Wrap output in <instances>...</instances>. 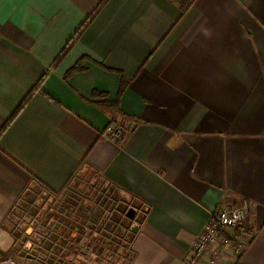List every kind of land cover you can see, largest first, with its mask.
Masks as SVG:
<instances>
[{
    "label": "crops",
    "instance_id": "0c3cea01",
    "mask_svg": "<svg viewBox=\"0 0 264 264\" xmlns=\"http://www.w3.org/2000/svg\"><path fill=\"white\" fill-rule=\"evenodd\" d=\"M2 11L0 264L22 199L78 180L143 214L128 264H264V0H197L185 14L175 0ZM110 126L122 139L105 137ZM242 200L245 248L228 230L197 255L209 222Z\"/></svg>",
    "mask_w": 264,
    "mask_h": 264
},
{
    "label": "rangeland",
    "instance_id": "374dc122",
    "mask_svg": "<svg viewBox=\"0 0 264 264\" xmlns=\"http://www.w3.org/2000/svg\"><path fill=\"white\" fill-rule=\"evenodd\" d=\"M98 177L91 175L87 181L96 178L93 182H99ZM83 182L78 180L59 194L39 189L23 198L14 211L11 249L3 252L4 261L128 264L130 229L141 222L143 214L129 219L127 213L135 207L119 192L113 195L105 192V186Z\"/></svg>",
    "mask_w": 264,
    "mask_h": 264
},
{
    "label": "built area",
    "instance_id": "2783aa9c",
    "mask_svg": "<svg viewBox=\"0 0 264 264\" xmlns=\"http://www.w3.org/2000/svg\"><path fill=\"white\" fill-rule=\"evenodd\" d=\"M105 137H109L113 141H118L123 137V130L114 129L113 126H110L105 133ZM250 211H252V206L246 200H242L236 206L219 211L209 222L206 230L196 244L195 253L200 255L208 251L214 245L218 244L222 234L228 230L235 231V234L231 237V241L235 243V246H238L237 250L245 248L247 240L244 239V231L242 229L243 223ZM2 264L16 263L12 260H7L3 261Z\"/></svg>",
    "mask_w": 264,
    "mask_h": 264
},
{
    "label": "trees",
    "instance_id": "16d2710c",
    "mask_svg": "<svg viewBox=\"0 0 264 264\" xmlns=\"http://www.w3.org/2000/svg\"><path fill=\"white\" fill-rule=\"evenodd\" d=\"M176 2H177V4H178V6H179V8H180V11L183 13V14H185L187 11H189L194 5H195V3L197 2V0H175ZM124 86H125V84H122V86H121V92H122V90L124 89ZM24 103H26V100H25V102ZM24 105V104H23ZM23 105L21 106V107H19V109L17 110V112L13 115V117L10 119V121L8 122V125L17 117V115L20 113V111L22 110V107H23ZM111 105V104H110ZM117 106H116V103H113L112 105H111V110H114V108H116ZM128 121H129V119H127ZM127 120H124V122H123V126H125L126 127V125H130V123H131V120H130V122H127ZM7 125V126H8ZM6 126V127H7Z\"/></svg>",
    "mask_w": 264,
    "mask_h": 264
},
{
    "label": "snow or ice",
    "instance_id": "6c2138e0",
    "mask_svg": "<svg viewBox=\"0 0 264 264\" xmlns=\"http://www.w3.org/2000/svg\"><path fill=\"white\" fill-rule=\"evenodd\" d=\"M9 2H10V0H0V17L3 16V11H2V9H3L6 5H8ZM12 3H13V4H18V3H19V0H12Z\"/></svg>",
    "mask_w": 264,
    "mask_h": 264
},
{
    "label": "water",
    "instance_id": "95a60500",
    "mask_svg": "<svg viewBox=\"0 0 264 264\" xmlns=\"http://www.w3.org/2000/svg\"><path fill=\"white\" fill-rule=\"evenodd\" d=\"M136 216V210L131 208L129 212L127 213V217L131 220H133Z\"/></svg>",
    "mask_w": 264,
    "mask_h": 264
}]
</instances>
